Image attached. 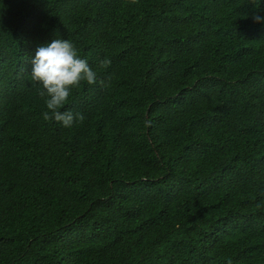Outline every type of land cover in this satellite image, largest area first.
Wrapping results in <instances>:
<instances>
[{"label": "trees", "instance_id": "trees-1", "mask_svg": "<svg viewBox=\"0 0 264 264\" xmlns=\"http://www.w3.org/2000/svg\"><path fill=\"white\" fill-rule=\"evenodd\" d=\"M255 12L264 0H0V264H264ZM56 38L97 72L62 109L86 116L70 129L43 120L30 77Z\"/></svg>", "mask_w": 264, "mask_h": 264}, {"label": "clouds", "instance_id": "clouds-1", "mask_svg": "<svg viewBox=\"0 0 264 264\" xmlns=\"http://www.w3.org/2000/svg\"><path fill=\"white\" fill-rule=\"evenodd\" d=\"M258 6V0H250ZM252 20L264 24V15L255 12ZM31 81L38 85V95L44 99L46 110L42 113L44 121L54 120L65 128L82 124L86 116L82 113L62 111L74 89L83 82L97 83V72L88 61L79 56L74 44L67 39L56 38L51 43L38 46L35 57L31 59ZM107 58L100 61V67H108ZM102 83V82H101Z\"/></svg>", "mask_w": 264, "mask_h": 264}]
</instances>
